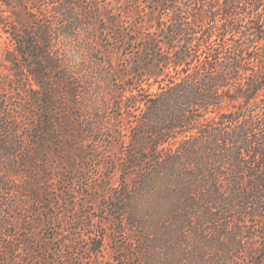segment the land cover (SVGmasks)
Listing matches in <instances>:
<instances>
[{
    "label": "rangeland",
    "instance_id": "374dc122",
    "mask_svg": "<svg viewBox=\"0 0 264 264\" xmlns=\"http://www.w3.org/2000/svg\"><path fill=\"white\" fill-rule=\"evenodd\" d=\"M162 1L79 0L77 13L88 14L80 23L79 35L63 30L70 20L62 12L44 8L43 20L54 25L52 52L65 69L47 74L49 78L65 72L72 75L61 83L65 97L71 100L67 101L70 118L59 105L54 107L58 127L54 140L32 130L42 123L45 113L35 99L34 79L22 67L24 58L17 52L16 61H8L14 44L0 23V80L8 87L2 86L3 95L11 99L10 106L20 120V138L26 139L19 161L0 159V210L6 212L3 216L0 212V264L193 262L198 247L192 234L181 241L175 234L188 204L185 197L165 188L168 167L155 163L159 155L151 153L150 145L148 151L140 150L147 159L137 167L128 162L137 140L154 139L140 133L136 109H125L134 105L123 96L134 93L124 90L140 82L134 68L148 41L167 40L160 28L168 24L162 22L180 11H184L183 18H191L200 0L167 2L175 14L160 5ZM29 3L43 6V0ZM25 8L16 11L18 30L21 19L31 14L29 24L37 32L41 18L33 17L31 7ZM0 15H9L2 4ZM150 58L153 63L155 56ZM48 84L55 91L52 80ZM65 134L73 136L76 150L70 154L63 149L62 155L56 145L71 143L67 137L62 139ZM182 138L172 140L167 148L176 149ZM168 149H163L165 155ZM34 190L41 199L36 200ZM194 226L192 222L185 227ZM147 234L152 237L144 243Z\"/></svg>",
    "mask_w": 264,
    "mask_h": 264
},
{
    "label": "trees",
    "instance_id": "16d2710c",
    "mask_svg": "<svg viewBox=\"0 0 264 264\" xmlns=\"http://www.w3.org/2000/svg\"><path fill=\"white\" fill-rule=\"evenodd\" d=\"M169 1L160 5L175 14L166 4ZM29 2L0 0L9 13L4 18L0 15V23L14 44L8 61H16L17 52L24 58L22 67L30 71L37 87L35 99L45 113L32 130L54 140L58 130L54 107L59 105L70 118L67 101L71 100L61 83L72 75L65 72L49 78L47 74L65 69L52 52L54 25L43 20L44 8L69 18V26L62 28L74 35L82 33L80 23L88 14L77 13L79 0H43V6ZM198 5L191 18H183L180 11L162 22L168 24L160 28L167 40L148 41L134 68L140 82L124 90L134 93L123 96L134 105L125 109H136L140 133L154 139L137 140L128 162L137 167L147 159L140 150L148 151L150 145L151 153L159 155L155 163L168 167L165 188L185 197L188 209L175 234L179 241L192 234L198 249L193 262L182 259L184 264H264V0H200ZM26 6L33 9V17L41 18L37 32L29 24L31 14L21 19L18 30L16 11ZM2 86L7 90L0 80V111H4L0 113V159L19 161L26 139L20 138V120ZM68 135L61 137L71 143L57 144L58 154L64 155L63 149L70 154L76 150L73 136ZM180 138L176 149L167 148ZM164 148L170 153L165 155ZM33 193L36 200L41 199L39 192ZM192 222L195 226L188 230L185 226ZM151 237H143L144 243Z\"/></svg>",
    "mask_w": 264,
    "mask_h": 264
}]
</instances>
